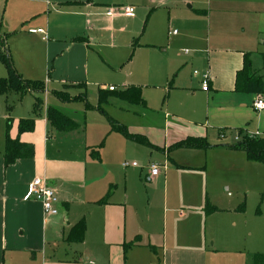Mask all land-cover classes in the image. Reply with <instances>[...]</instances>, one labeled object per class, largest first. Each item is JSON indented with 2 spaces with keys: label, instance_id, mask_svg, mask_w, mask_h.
Segmentation results:
<instances>
[{
  "label": "crops",
  "instance_id": "obj_1",
  "mask_svg": "<svg viewBox=\"0 0 264 264\" xmlns=\"http://www.w3.org/2000/svg\"><path fill=\"white\" fill-rule=\"evenodd\" d=\"M119 7L134 8V17ZM173 25L176 34L170 33ZM0 36L14 71L44 86L42 93L5 95L0 264H119L122 255L124 264H253L261 252L259 232H249L237 211L242 195L229 187L264 163L228 148L236 142L227 138L239 132L240 139L249 132L264 136V110L252 108L264 94L235 91L236 74L248 60L264 93V0H148L146 7L141 0H0ZM100 62L122 69L113 92L137 88L144 102L112 101L129 118L109 116L108 103L104 113L150 147L111 133L95 109L97 96L87 94L86 83L100 77ZM204 73L210 76L207 92L201 90ZM108 87L97 84L96 94H110ZM84 91L91 109L53 95L79 97ZM36 98L42 104L34 111ZM48 108L75 128L51 127ZM28 120L32 130L20 134V122ZM6 135L31 148L32 156L5 167ZM186 139L209 148L171 149ZM138 158V167H122ZM151 163L160 166L154 178ZM36 178L54 191L57 215H44L39 203L28 200ZM206 203L216 212L206 214ZM80 222L83 240L70 243Z\"/></svg>",
  "mask_w": 264,
  "mask_h": 264
},
{
  "label": "trees",
  "instance_id": "obj_2",
  "mask_svg": "<svg viewBox=\"0 0 264 264\" xmlns=\"http://www.w3.org/2000/svg\"><path fill=\"white\" fill-rule=\"evenodd\" d=\"M264 62V56H263ZM0 64H2L6 71L7 77L0 79V95H5L8 92L19 93L20 95H25L27 93H42L44 91L43 83L38 81H28L22 79L13 69L12 63L8 54L6 47V42L3 41L0 43ZM85 89V85H78ZM235 91L248 94H261L263 95V83L261 78L256 77L252 73L251 63L248 60L244 61L243 68L236 74L235 78ZM53 95L63 103H70L77 100L83 101L85 103L86 109L93 108L87 103L85 91L79 97H70L65 92H54ZM115 97L119 100H122L128 104L132 105H143L144 102L141 98L140 90L137 88H127L119 92H110V94L105 93L102 90H98L97 95V106L95 109L106 116L103 111V105L107 103L108 99ZM41 100L36 98L34 101L33 109L36 111L41 105ZM46 119L49 125L55 128L58 131H69L75 128V124L65 117L63 114L58 112L53 108L47 109ZM106 119L110 125V132L117 133L123 136L124 138L136 142L140 145L150 147V144L146 139L139 137L137 135H132L128 132L127 128L116 123L112 119L106 116ZM10 122L6 123V129L8 130ZM33 128V121H21L19 124V133L31 131ZM241 134V132H239ZM209 146L206 142L198 139H186L181 141L171 147V149H208ZM228 148L234 150L244 151L248 160L262 162L264 163V138L258 139H249L245 135L241 136L239 142L228 146ZM32 156V149L26 147L18 141H12L6 135L5 145H4V165L8 167L12 165L16 160L27 159ZM109 195H107L102 201L101 204H105ZM238 212H244V205H241L237 209ZM216 212V208L211 207L208 203L205 205V213L212 214ZM85 226L84 222H80L74 228H72L68 241L70 243H81L83 240ZM125 249V248H124ZM253 264H264V255L255 254L253 256Z\"/></svg>",
  "mask_w": 264,
  "mask_h": 264
},
{
  "label": "rangeland",
  "instance_id": "obj_3",
  "mask_svg": "<svg viewBox=\"0 0 264 264\" xmlns=\"http://www.w3.org/2000/svg\"><path fill=\"white\" fill-rule=\"evenodd\" d=\"M116 1H122V0H116ZM174 1L182 2L183 0H174ZM147 2H148V0H141V3L145 7H146ZM146 18H147V16H145L144 19H142V26H144V27H146L147 21H148V19L146 21ZM174 30H176V28L173 25L170 29V33L173 34ZM3 41H4L3 38L0 36V43ZM120 71H122V69L119 70V69H115V68H110L107 64L100 62V77L95 76L92 78L93 81L86 83L87 84V87H86L87 94L88 95L89 94H95V96H97L96 87H97V84H99V83H100V85L113 86V88L118 87L117 75ZM6 77H7V71L5 70L4 66L2 64H0V79L1 78L4 79ZM92 83L96 84V86H92ZM5 95H0V132H1V130H3V127H4V125H3L4 122L1 119V116L3 114V109L7 106V105L5 106V101H6ZM12 97L13 96H11V98ZM262 97H264V96H262ZM11 98L7 102V104H9V105H11L10 104V102L12 100ZM113 100H117V98L111 97L108 99V101H107L108 104L106 103L107 104L106 106H110V107L105 109V112L109 116H111L110 114H113L115 117L129 118L130 116L124 107H121L118 105L113 106V103H112ZM80 103H82V102H80ZM75 105H76V103H75ZM249 133H251V132H249ZM235 137H240L239 133L234 135L232 138L228 137L227 139L234 142L233 139ZM213 159H214V161H211V163L213 162L216 166L218 161L215 158H213ZM135 160L136 161L132 162L131 159H129L128 162L129 163H137L138 165H140V161H139L140 159L138 158ZM179 160H183V158H180ZM125 162H127V161H125ZM184 162H186V160ZM237 190H239L238 193L242 195V200L240 202V206L244 205V212L241 214V217H242V219H245V221L247 222V227L249 229V232L252 233V231L253 232L256 231V228L258 229V232H259L258 248L261 252L257 253V254L264 255V169L263 170L258 169V168L249 169L245 179L238 180L237 183H235L229 187L230 192H236ZM203 195L205 198H207V192L205 190L203 191ZM208 201H209V199H208ZM209 203H210V201H209ZM157 214L162 216L161 205H157ZM261 231L263 232V235H262ZM125 258L126 257L124 255H122L121 259L119 258V264H124ZM36 263H38V259L36 260V262H34V264H36ZM102 264H106V263H102Z\"/></svg>",
  "mask_w": 264,
  "mask_h": 264
},
{
  "label": "built area",
  "instance_id": "obj_4",
  "mask_svg": "<svg viewBox=\"0 0 264 264\" xmlns=\"http://www.w3.org/2000/svg\"><path fill=\"white\" fill-rule=\"evenodd\" d=\"M116 9L119 11L120 14H122L125 17H128V18L134 17V8L132 7H119ZM108 14L109 15L112 14L111 10L108 12ZM37 32L40 34H44L41 30ZM173 34H176V32L174 31ZM186 52L187 51H185V53ZM194 74L197 75L196 72H194ZM209 81H210L209 74L204 73L201 76V90L203 92H207ZM108 91L113 92L115 91V89L113 87H109ZM252 108L257 113L263 111L264 110V97L259 96L258 98H256V100L253 102ZM245 136L249 139L264 138V136H261L258 133H253V134L246 133ZM220 138L223 139L224 135H220ZM239 139L240 137H235L234 142L237 143ZM122 167L123 168H127V167L136 168L138 167V165L137 163L124 162L122 163ZM148 169H149V176L151 178L157 177L160 173V166L155 163L149 164ZM28 200L39 203L42 207L44 215L46 216L57 215V212H58L56 209V204L58 202L57 197L54 191L50 188V186H48L47 182L43 181L42 179H37V178L33 179V181L30 184V188H29Z\"/></svg>",
  "mask_w": 264,
  "mask_h": 264
}]
</instances>
